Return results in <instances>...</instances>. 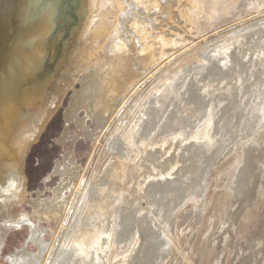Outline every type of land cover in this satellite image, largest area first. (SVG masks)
I'll list each match as a JSON object with an SVG mask.
<instances>
[{
    "label": "rangeland",
    "instance_id": "1",
    "mask_svg": "<svg viewBox=\"0 0 264 264\" xmlns=\"http://www.w3.org/2000/svg\"><path fill=\"white\" fill-rule=\"evenodd\" d=\"M257 29L264 30V7L258 8L256 0H214L155 56L152 66L140 80L136 81L127 94H115L110 99L112 107L109 110L100 108L87 121L45 202L53 204L55 200L63 198L65 195V205L59 220L52 218L50 214L44 213L42 216L39 213L33 225L43 233L46 246L45 251L40 254L39 264H46L51 250L58 249L62 244L65 235L63 229L65 222L62 221L75 194L77 197L78 193L82 194L83 188L88 182H93L91 189L95 188L107 169L116 164V160H114L116 151L113 149L117 150L116 148L120 145L121 134L118 132V127L122 124L121 120L126 116L132 120L131 111L136 108L138 110L146 101L147 96L154 93L156 89H163L164 86L180 89L184 80L188 81V79L197 76L199 72L204 75L208 74L212 63L215 62V65H219L213 58L216 53H223L236 36L244 35L249 39L250 35L258 31ZM244 64L247 66L245 62ZM260 65L261 73H257L255 81L246 83L245 93L237 96V100L233 102L234 105L237 104L232 105L233 108L236 107L233 113L239 114L238 117L242 112L246 114L248 111L252 116L261 113L263 114L261 118L264 117V64L262 67ZM246 66L245 69H247ZM254 86L256 87L254 88ZM223 99L228 100V97ZM245 100L247 101L245 102ZM148 103H153L154 108L153 106L150 108L156 111L155 96H151ZM226 104L227 102L218 105V110L225 111ZM223 106L225 109L222 108ZM189 107H191L190 109L194 108L191 105L187 109ZM154 113L157 114V111ZM234 114L226 111L223 121L219 114L217 128L213 125L214 129L211 130V135L206 139L203 137L204 141H201L203 145L207 144L209 138L215 140L216 159L210 165L211 163L206 162L209 156H206L205 162H202L204 166L199 164V169L202 172L197 173L201 178L200 188L192 187V193L182 194L186 195L183 199L173 193L177 200L179 198V202L176 201L178 206L167 223L162 224L160 222L162 219H158L151 197V199L141 198L137 203L138 210L134 215L140 219L153 221L155 225L159 224L157 230L164 242L157 258L155 257L148 264H264V118L259 119L256 127L251 128L250 126L249 128L248 126L244 130L245 132H242L241 129L236 128L238 121L234 122L231 119ZM256 120L253 116L252 123ZM231 124L232 129L228 126ZM230 129L231 134L228 138L226 132ZM214 134H216L215 138ZM173 138V136L165 138L168 141V145L165 147L156 145L152 149L140 146L141 152L135 160V165L139 172L145 175L152 171L153 163L156 164L157 170H160V167L165 166L166 168L169 162L174 159L180 160L172 172L174 175L171 179L176 180L179 179L178 176L185 175L184 180H181H183V186L187 187L197 180L194 174L191 175L194 162H190L189 157H192L193 154L191 152L189 154L186 150H179L180 140L175 142ZM170 142L177 143L175 144L177 147L171 146ZM192 144L193 141L190 140L187 145L191 146ZM182 149H186V147L182 146ZM195 149L194 147L191 150L195 152ZM181 151L182 155L179 154ZM248 157L251 159L248 168L249 178L243 182V186L240 185L242 187H238L241 172L247 164L245 158ZM165 171L163 170V172ZM182 172L185 173L181 175ZM122 173H125V182L122 186L129 185V192L137 188V186L129 184L130 176L126 177L128 173L125 170ZM152 173L155 175L154 171ZM200 174L202 175L200 176ZM81 180H83V184H81ZM140 180V183L144 182V185L147 183L142 177ZM152 181L158 183L157 181L164 180H151L142 189L146 187L149 190ZM237 187L240 188L239 192L235 191L238 189ZM58 189L66 190L64 193L56 194ZM127 195L130 197L129 193ZM142 195L146 196L144 193ZM125 208L126 204L121 200L120 218L124 214ZM33 227L13 264H27L32 254L40 253L32 240ZM137 229L138 227L135 228L133 236L128 239V243L123 244V251L113 255L120 258L116 259L111 255L116 250L113 248L115 238L112 234L107 240L108 253H104L102 258L98 259L93 254L100 248L95 246L90 250L94 259L91 261L92 258H90L89 263L140 264L143 259L146 260L144 257L148 252V244L144 243V235L140 229ZM52 259L54 260L51 256Z\"/></svg>",
    "mask_w": 264,
    "mask_h": 264
},
{
    "label": "water",
    "instance_id": "2",
    "mask_svg": "<svg viewBox=\"0 0 264 264\" xmlns=\"http://www.w3.org/2000/svg\"><path fill=\"white\" fill-rule=\"evenodd\" d=\"M214 0H0V264L87 121Z\"/></svg>",
    "mask_w": 264,
    "mask_h": 264
},
{
    "label": "bare ground",
    "instance_id": "3",
    "mask_svg": "<svg viewBox=\"0 0 264 264\" xmlns=\"http://www.w3.org/2000/svg\"><path fill=\"white\" fill-rule=\"evenodd\" d=\"M256 5L258 8H263L264 0H256ZM250 36L249 39L244 35L236 36L231 40L225 50H222L223 53H216L213 58L219 65H215V62L212 63L208 74L204 75L199 72L197 76L188 79V81L184 80L179 87L180 89L166 86L163 87L164 90L162 88L156 89L154 93L147 96L146 101L138 110H136V108L131 111L133 115V119L131 118L132 120L127 118V116L121 120L122 124L118 127V132L121 134V138H119L120 145L116 148L117 150L112 148L113 151H116L114 153L116 164L107 169L95 188L91 189L93 182H88L86 187L83 188L82 194L78 193V197L77 194H75V198H73V201L65 212L62 221L65 222L63 225L65 235L62 244L58 249L55 250L53 248L51 250L46 264H90V258H92L91 261L94 259V256L101 259L104 253H108L107 246L109 244L107 240L110 239L112 234L115 238L113 241V248L116 249L111 254L113 256L115 253L123 251V244L128 243V239L133 236L136 227H138L137 230L140 229V232L143 233L144 243L146 242L148 244V252L146 251L147 255L144 257L146 260L143 259L140 264H148L152 259L154 260L155 257L157 258L159 250L162 249L164 245L163 239H161L160 233L157 230L159 224L156 223L157 225H155L153 221L144 220V218L140 219V217L134 215L138 210L137 203L140 202L141 198L146 199L151 197L154 201L152 205L156 207V215L158 219H162L160 222L164 224L168 222L169 217L178 206L176 201H178L179 198L177 200V197H174L173 193H175V196L177 194V196L183 199L186 195L183 196L182 194H186L187 192L192 193V187L200 188L201 178L197 175L200 171L199 166H204L202 162H205L204 158L206 156H209L206 162L211 163L210 165H212V163H214L213 161L216 159V153L214 151V148H216L215 140L209 138L205 145H203L201 141H204V138L206 139L211 135L210 132L214 129L213 125L217 128L219 125L217 124L219 114L222 121L224 120L223 115L226 111H230L231 114H234L233 110L236 107L233 108V102L237 100V96L245 93L246 83L254 80L257 73H261L259 65L264 64V30L260 29ZM154 58L116 94H127L136 81L140 80L149 67L152 66L151 64ZM262 65L260 66L262 67ZM245 66L247 69H245ZM255 87L256 86H254V88ZM151 96H155V101H157L155 105L157 114L154 113L156 112L154 109L150 108V106H153V103H148V99H150ZM226 96L228 100L223 99ZM246 101L247 100H245V102ZM226 102V110L222 111L220 108L221 111H219L218 105ZM191 105H193L194 108L190 109L191 107H189L187 109V107ZM111 107L109 100L101 109L109 110ZM222 108H224V106ZM248 112L246 114L242 112L239 117V114H234V117L231 118L234 122L235 120L238 121V126H233L237 129L239 128V130L241 129L240 131L242 132L246 130L248 126L249 128L250 126L251 128L256 127L259 119L264 118H261L263 114L256 113L253 116L257 120L252 123L253 116L251 112ZM228 126H230L231 129L233 128L232 124ZM231 129L226 132L228 138H230ZM214 135L215 138L216 134ZM167 136H173V141L175 142L180 140L178 145L180 146V149L178 148L179 150H186V152H191L193 154L192 157H189L190 162H194L191 175L194 174L197 180H194L192 185L189 184L187 187L183 186L182 181L184 180L183 178H185L183 173H185L186 170L182 172L181 175L183 176L177 177L179 179H171L174 175L172 172L180 161L177 159L169 162L166 168L165 166L160 167V170H157L156 164L152 162V171L155 172V175L152 171L143 175V173H140L139 169H137L135 160L141 152L139 150L141 148L139 147H149L152 149L155 148L156 145L165 147L168 145V141L165 139ZM190 140L193 141V144L188 146L187 144ZM175 144L170 142L171 146ZM182 146L186 147V149H182ZM194 147L196 148L195 152L191 150ZM182 151L179 154H181ZM249 157L245 158V163L247 161V164L243 172H241L238 187H242L243 182L249 178L248 168L251 164V159ZM164 168L167 170L165 171ZM123 170L128 173L126 177L130 176L129 184L134 187L137 186L133 191L129 192V185L122 186L125 182V173H122ZM163 170L165 172H163ZM201 175L202 174H200V176ZM141 177L144 178L147 183H150L151 180L167 181H157L158 183L152 181L149 185V191L146 187L143 188L144 190L142 189L147 183L145 185L144 182L143 184L140 183ZM81 184H83V180H81ZM169 185L171 186L167 188ZM79 188H81V186H79ZM239 189L240 188L235 191L237 192ZM65 190L66 189H58L56 194L60 192L64 193ZM128 193L130 197H128ZM142 193L146 196L142 195ZM169 197L171 198L169 199ZM65 199L64 195L63 198L55 200L53 204L45 203L40 211L41 215L43 216L44 213H47L50 214L52 218L59 220L63 211V206L65 205ZM121 200L126 204L124 216L122 215L123 218H120L119 215ZM57 207L60 208L57 210ZM144 223L146 224L143 225ZM32 240L38 247L40 253L35 255L32 254L27 264H39V258H41L40 254L45 251L46 246L43 240V233L38 230L36 226L33 227ZM95 246L100 248V250L95 251L93 254L94 256H92L90 250L94 249ZM51 256L54 260H51ZM113 258L118 259L120 257L113 256Z\"/></svg>",
    "mask_w": 264,
    "mask_h": 264
}]
</instances>
